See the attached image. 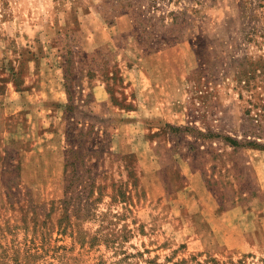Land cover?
<instances>
[{
	"label": "rangeland",
	"instance_id": "374dc122",
	"mask_svg": "<svg viewBox=\"0 0 264 264\" xmlns=\"http://www.w3.org/2000/svg\"><path fill=\"white\" fill-rule=\"evenodd\" d=\"M0 264H264V0H0Z\"/></svg>",
	"mask_w": 264,
	"mask_h": 264
}]
</instances>
